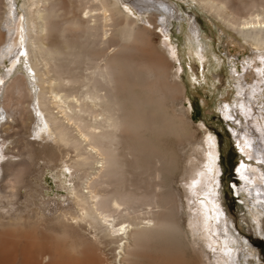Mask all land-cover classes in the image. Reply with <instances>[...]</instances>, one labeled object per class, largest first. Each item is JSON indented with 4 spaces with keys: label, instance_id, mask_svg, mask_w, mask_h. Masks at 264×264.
<instances>
[{
    "label": "bare ground",
    "instance_id": "1",
    "mask_svg": "<svg viewBox=\"0 0 264 264\" xmlns=\"http://www.w3.org/2000/svg\"><path fill=\"white\" fill-rule=\"evenodd\" d=\"M197 1L222 16L254 51L250 66L256 80L248 86L250 91L241 86L248 93H243L240 106L249 125L258 128L262 144H254L247 128L243 133L238 130L235 138L242 155L264 163V121L254 115L250 98L264 85V14L257 12L240 21L229 17L226 1ZM121 5L120 0H23L19 9L18 0H0V97L6 86L1 75L10 81L17 63L26 62L28 76L14 79L6 93L17 96L10 99L17 100L16 107L23 103L24 95L29 97L28 107L21 104L31 115V126L37 120L29 136L45 144L39 151L37 141L27 140L20 131L3 136L0 203L4 199L13 204L21 188L36 191L29 177L43 156L49 162L61 158L68 171L81 172L74 192L81 213L72 218L78 227L64 223L42 229L40 222L30 219L0 223V264H110L105 256L109 245L118 264H183L187 249L192 251L194 264H212L204 245L213 248L217 243L214 234L222 229L217 218L220 213L213 216L207 202L198 205V201L216 173V143L209 139L210 149H199L200 157L196 155L198 146H192L193 163L183 178L189 187L186 199L192 212L186 230L177 221L180 201L177 204L171 193L155 191V187L164 191L165 182L156 184L154 180L169 176L175 166L172 162L177 161L150 140L152 135H166L175 128L181 117L167 115L163 108L165 100L174 101L175 94H182L184 88L176 79L177 73L172 74L166 51L154 46L151 30L140 25L139 19L130 18ZM77 11L83 12V18ZM152 18L157 23L159 17ZM158 21L165 25L164 18ZM6 61L10 67L2 73ZM254 63L258 64L252 66ZM138 82L148 97L138 95ZM6 93L1 109H6ZM10 119L15 121L8 110L0 111L1 134L7 131ZM10 141L15 146L4 152ZM50 141L56 147H50ZM12 149H19L18 153ZM207 152L210 156L204 157ZM71 153L75 157L65 161ZM247 167L243 160L239 173L248 171V180L264 195L263 170ZM118 175L126 180H118ZM260 195L258 199H264ZM144 200L147 210L138 206ZM161 208L167 210L155 215L154 209ZM78 228L88 230L93 238H86Z\"/></svg>",
    "mask_w": 264,
    "mask_h": 264
},
{
    "label": "rangeland",
    "instance_id": "2",
    "mask_svg": "<svg viewBox=\"0 0 264 264\" xmlns=\"http://www.w3.org/2000/svg\"><path fill=\"white\" fill-rule=\"evenodd\" d=\"M22 1L18 0L19 9H22ZM120 1L122 9L130 15V18L139 19L140 25L147 26L151 30V40L154 46L159 50L166 51V55L172 64V74L177 73L176 79L184 88L182 94H175L174 101L165 100L167 103L163 108L167 115L176 116V119L181 117L176 122L175 128L168 130L166 135L161 133V136L159 134L154 135L155 137L150 136V140H153L151 142L153 146L155 144L158 150H163L164 154L167 153V157L171 159L174 157L172 161H177L172 162L175 166H173V172L169 176L163 175V178L154 180L156 184L165 182L162 186L164 191L160 190V187H158L159 189L155 187V191L158 190V194L159 192L160 194L164 192L165 194L171 193L177 204L180 201L179 205L181 204L182 207H179L177 221L182 228L186 227L185 229L188 230L189 217L192 212L188 209L186 199L185 189L189 187L185 185L183 178L187 175L188 168L193 163L190 161L194 159L193 153H195L192 148L198 146L196 155L200 157L202 154L200 150L206 146L209 151L208 141L211 138L214 139L218 156L217 162L215 161L216 173L212 174L210 183L208 182L204 186L205 194L200 195L198 205L201 204V201L202 203L206 201L213 216L217 212L220 213L217 214V218L222 229L214 234L217 243L212 241L213 245L215 243L213 248L208 247L206 244L204 247L208 251L212 264H264V199H258L260 194L263 197L264 195L261 192L258 193L255 184L248 180V171L245 173L246 175L239 173L243 160L244 164L248 165L246 170H250V165H254L259 166L263 173L264 163L248 159V157L242 155L235 138L238 130L242 132L247 128L254 136V144L258 147H261L262 144L258 128L253 123L249 125L240 106V99L243 97V93H246L243 90L250 91L248 86H252L256 80L254 68L250 66L251 60L255 57L254 51L238 32L224 21L222 16L209 10L197 0ZM220 1H224V3L226 1L225 11L231 19L243 21L246 18L250 19L257 12H263L264 14V0ZM126 7H129L133 13L129 12ZM158 9L161 11H158ZM76 14L80 18L84 16L82 11H77ZM152 15L159 17L157 23L154 22L155 18H152L153 21L150 19ZM162 18L165 19L164 26L158 21ZM150 20L152 23H149ZM71 34L67 33V35ZM25 63L23 61L17 63L15 75L12 76L13 78L10 81L3 77L4 74L1 75L6 86L1 94L0 104H4V94L9 83L14 79L28 76ZM9 64L8 61L4 63L6 68L1 69L2 73L10 67ZM257 64L254 63L252 66ZM260 65L262 66V64ZM142 85V82H138V95L148 97ZM241 86L244 87L243 90ZM260 90L255 94H251L250 98L255 108L254 115L259 116L263 122L264 85H261ZM8 94L6 93L7 101H5L8 105L6 104V109L0 108V111L7 112L8 110L16 122L10 119L8 125H6L7 131L3 134L0 133V143L4 141L3 136L7 137L20 131L27 140L38 142L35 143V146L39 151L43 150L45 144L33 135L29 136L30 133H33L37 120L31 126L29 111L27 109L22 110L24 107L21 104L24 103L25 108L28 107L29 97L25 96L24 91H22V95H24V98L22 97L23 103L16 107L17 100H10L11 96L13 97L15 94L13 95L12 92L11 95ZM15 98L17 99V96ZM171 102H173V105H171ZM16 125L19 126L16 127ZM13 126L14 128H11ZM234 130H237L235 134ZM12 141L6 145L4 152L5 150L8 152V146H15L11 144ZM56 145L53 141L49 143L50 147H56ZM18 150L13 151L12 149L10 151L18 153ZM74 154L71 153L68 158L65 157V161H70L71 157H75L76 154ZM209 156V152L204 155V157ZM19 158L16 159L20 160ZM44 159V156L39 160L37 159L38 164L33 167V173L29 177V181L31 180L35 185L36 191L33 193L27 188H21L13 204H9L3 199L0 203V223L7 224L15 220L30 219L31 221L40 222L42 229H48L51 226L60 227L64 223L77 225L78 227L77 222L72 218L81 213L74 195L75 188L77 189V185L80 183L79 176L81 172H75L74 169L68 171L67 164L61 158L56 162H49ZM117 179L120 181L126 180L123 175H118ZM127 179L132 180V177L129 176ZM130 184L127 183V185ZM194 188H197V186H194ZM261 188L264 192V177ZM140 200H143V198ZM139 202L137 201V204ZM145 203V200L140 202L138 206L142 205V207L139 208L149 209L147 208L148 204L143 206ZM258 204L262 207H257ZM166 210L162 208L161 210L154 209V214ZM257 212L258 215H256ZM179 215H182L181 219ZM78 223L83 227L86 226L85 222L81 220ZM78 230L86 235V238H93V234L88 230H81V228H78ZM186 254L188 258L186 263L183 264H190L191 262V264H194V261H191L193 255L191 249H187ZM105 256L109 258L110 264H118L116 258H114V250L111 245L106 247ZM45 260L43 259V262L47 263L48 260L46 262Z\"/></svg>",
    "mask_w": 264,
    "mask_h": 264
}]
</instances>
